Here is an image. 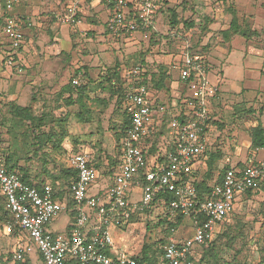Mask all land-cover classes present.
I'll return each instance as SVG.
<instances>
[{
	"label": "rangeland",
	"instance_id": "1",
	"mask_svg": "<svg viewBox=\"0 0 264 264\" xmlns=\"http://www.w3.org/2000/svg\"><path fill=\"white\" fill-rule=\"evenodd\" d=\"M4 1L0 0V3ZM67 2L20 0L12 13L26 15L25 11L30 9L38 17H47V21L44 20L38 26L37 33L45 40V45H50L53 42L52 36L58 32L55 28L56 14ZM169 9L176 13V27L171 25ZM231 9L236 12L242 26L250 28L248 31H254L246 41L241 40L233 48L229 47L232 41L227 42L220 32L229 23ZM82 20L84 22L83 17ZM153 31L137 38L134 45L121 49H116L118 41H108L107 35L106 41L103 38L104 44L110 43L116 48L109 45L106 52L110 53L111 60L107 63L103 61L101 65L99 63L98 69L105 67L112 71L117 67L115 64L121 62L123 68L127 69L144 62L142 68L149 75L161 64L164 67L174 63L173 58L187 45L195 53L204 55L207 58L209 77L217 88L211 105L214 125L206 131L211 144L206 152L207 157L201 160L203 171L197 177L201 178L204 171H211L214 181L221 169L241 163L248 155L249 149L243 144L250 142L251 129L257 123L264 128V0H166L157 14ZM70 34L73 36L76 33ZM84 36L88 38L92 34L86 31ZM45 45L43 52L49 57V70L40 68L37 74L31 76L22 67L21 73L12 72L10 80L9 67L0 66V159L4 160L6 155H11L17 168L23 167L29 171L31 180L53 181L54 176L60 175L61 170L67 166L68 155L79 151L88 152L91 160L100 168L99 178L95 185L89 187L88 194L104 192L112 180L118 157L114 133L122 128L128 103L117 98L103 77L96 75V72L91 73L90 67L84 64L86 61L82 59L88 53H95L91 45L78 43L77 50L57 55L54 53L55 48L45 49ZM250 45L253 56L262 62L245 68L243 66L254 59L248 53ZM102 47V43H98L96 48ZM120 51L127 53L123 61L116 58ZM74 62L79 67L85 66V75L76 73ZM73 80L78 83L74 84ZM177 80L178 70L173 69L170 82L172 89L154 91L151 87L153 98L168 105L176 101V92L182 88L176 84ZM10 81L20 87L19 98L23 97L26 101L27 96H30L28 105L32 113L42 110L44 119H34L30 123L23 119H9ZM66 85H70L71 92L65 88ZM190 92L185 89L183 95L188 96ZM69 94L70 103L67 102ZM87 107L91 109L86 110ZM75 110L82 113V116L78 115L79 112L76 116ZM85 111H88V119H85ZM156 119H160V116ZM165 124L164 121V126L158 125L155 128L154 151L164 147L165 141L161 135L165 132ZM167 137L171 138L169 135ZM210 153L215 155L213 160L209 157ZM210 161L211 166L208 163ZM140 198L139 190L129 191L130 202H137ZM69 208L66 207L49 223V230L65 231L71 220ZM165 214L164 208L156 205L150 212H132L127 220H112L109 231L114 248H109L108 254L112 257L138 255L145 245H150L148 254L159 258V252L153 251L154 247L170 235V219ZM4 223L3 211L0 210V264H13L10 261L12 238L3 233ZM218 229L220 232L212 243L194 247L190 257L192 264H263L264 192L257 190L237 199L236 208ZM193 234L192 222L184 218L171 236L190 237ZM21 264H43L35 246H29Z\"/></svg>",
	"mask_w": 264,
	"mask_h": 264
},
{
	"label": "built area",
	"instance_id": "2",
	"mask_svg": "<svg viewBox=\"0 0 264 264\" xmlns=\"http://www.w3.org/2000/svg\"><path fill=\"white\" fill-rule=\"evenodd\" d=\"M19 1H5L0 58L4 66L21 72L22 65L16 57L24 41L23 29L32 25V19L27 14L12 13ZM86 1L106 5V30L119 40L153 31L162 6V0H70L59 15L61 22L80 26L83 20L79 9ZM80 32L86 34L85 30ZM187 47L173 58V69L178 70L176 84L182 88L177 100L169 105L151 100L150 75L141 65L119 72L124 79L122 95L128 103L129 123L120 141L118 163L106 190L89 195V187L96 183L100 172L90 164L89 153L79 151L69 155L67 166L76 171L68 189L74 201V216L64 232L48 229L49 223L67 207L64 199L53 196L56 192L53 185L49 182L41 187L30 185L0 159V196L9 214L3 229L12 238L13 262L24 261L32 245L43 264H138L137 254L117 257L108 254L107 250L114 248L110 223L127 220L132 212L145 213L155 204L158 194L170 192L174 197L167 202L165 213L170 219L178 215L188 218L194 234L180 238L171 236L175 232L171 229L156 264H192L194 247L215 237L218 226L236 208L237 199L247 190L263 191L264 144L249 149L240 164L224 169L211 182L209 191L199 196L192 174L197 166L202 171L201 160L211 144L206 125L217 87L209 77L207 58ZM185 89L191 91L190 95H183ZM164 121L165 132L161 135L164 147L151 151L155 128ZM130 190L140 191L139 201L128 200Z\"/></svg>",
	"mask_w": 264,
	"mask_h": 264
},
{
	"label": "crops",
	"instance_id": "3",
	"mask_svg": "<svg viewBox=\"0 0 264 264\" xmlns=\"http://www.w3.org/2000/svg\"><path fill=\"white\" fill-rule=\"evenodd\" d=\"M69 1L70 0H68V2ZM17 6L18 5H15L14 7L16 8ZM63 9H64V7L56 14V21H57L56 25H57V27L55 26V28L58 29V32H55V34L52 36L53 42L50 45H45V40L40 37L39 33H37L39 31L38 26H40L41 22H43L44 20L47 21L48 18L44 17V16L38 17L37 13H35V11H32L30 9L25 11V13H27L28 15H29V13H31L33 15V17L31 18L32 19V25L28 26V27H24V29H23L24 41H23L21 49L19 50V54L17 55L16 58H17V61H19L21 63L22 67H24L23 71L29 73L31 76L34 74H37L39 72L40 68H44L47 70L51 69V66L49 63V61H50L49 57L43 52V46L44 45H45V49L55 48L54 53L57 55V54H60L62 52H71V51L73 52V51L77 50V44L79 43L81 45L85 44V46L91 45V47L94 48L93 52H95V53H93V54L88 53L87 55L85 54L86 56L82 60H84V62L86 61V63H84V64H87L90 67L91 73L96 72V75H98V76L100 75L101 77H103V74H107L108 70H107V68L105 69V67H103L102 70L98 69V67H99L98 64L100 63V65H101L103 63V61L107 63L111 60V55L109 52H106V50H108L110 48V46H112V44H110V43L104 44V39L106 41L107 38L109 37L108 41H111V39H113V41H115V40L118 41V45H119L118 48H116L115 46H112V48L113 49H115V48L121 49V48H127V47H130L131 45H134L137 42L135 40L140 37L139 34H136L135 37L130 38V39L119 40V39L112 38L106 30V20H107V16H108V9H107L106 5H104L103 3H98V2L91 3L88 1L81 3L79 11H80L81 17H83V19H84V22L78 27H69L65 23L61 22L59 15L63 11ZM3 11H4V9L2 8V4L0 3V26L2 25ZM98 22H101V23L97 25ZM227 27H228V25L226 26V28ZM223 29H225V27ZM81 30L91 32L92 37L86 38V36H84V34L79 33ZM71 32L76 33V34L71 36V34H70ZM107 35H109V36L107 37ZM1 40H3L2 37H1ZM241 40L246 41V39L235 35L230 40H228L227 42L232 41V45H230L229 47L233 48V46L235 47V46L239 45ZM98 43H102L103 47L101 49L96 48ZM112 43H115V42H112ZM247 49H249L248 53H250L254 59H251V61L246 63V65H244L243 67L248 68V66H250V64H255L256 62H257L256 63L257 65L261 64L262 61L261 60L259 61L257 57L255 58V56H253L252 46L251 45H250V47L248 46ZM126 54L127 53L120 51L119 55H117L118 57H116L117 60L123 61V59L127 58ZM256 59H257V61H256ZM48 63H49L50 68H48ZM75 64H76V62L73 63V65H75ZM121 64H122V62L120 64H115V66H117L116 69H118L119 72H121V69L123 68V65H121ZM0 66H4L3 62L1 61V58H0ZM74 68L76 69V73H80V74L86 73V71H84L85 66L79 67V66L75 65ZM99 70H100V72H99ZM12 72L21 73L22 71L18 72L13 67H9V79H10V75L12 74ZM19 88L20 87L17 85H14V83L12 81L9 82V100H10L9 101V119H18L17 117L14 116V113L11 110V108H12L11 104H17L20 106H29L28 104L30 103V96L29 95L27 96L26 101L23 97H21V98L18 97ZM170 88L172 89V85L170 86ZM154 91H157V90H154ZM151 93L154 95V92L152 90H151ZM176 93H178V92H176ZM171 94H173L172 90H171ZM68 96H70V94L67 95V97ZM151 100L154 101L156 99H154L152 97ZM214 100H215V98H214ZM34 101L35 100H32V103ZM77 101L78 100H76V102ZM213 103H214V101L212 102V105H213ZM76 104L78 105V102ZM35 106H36V104L34 105V107ZM88 109H91V108L87 107L86 110H88ZM41 112H42V110L41 111L39 110V111H36L32 114L35 115V117H39L40 119H44V115ZM77 112H79V111L75 110V112H74L76 116H77ZM89 114H90V111H89ZM78 115L82 116V113H80ZM39 118H36V119H39ZM76 119H79V118H76ZM85 119H88V111H85ZM249 145H250V142H248L247 144H243V146L246 147L247 149H249ZM153 150H155L154 145L152 146V151ZM117 163H118V157H117L116 165H117ZM97 169L100 170L99 167ZM114 171H115V168H114ZM70 222H71V220H70ZM68 224L66 225L65 230H67L69 228ZM218 232H220V230L217 228L216 233H218ZM3 233H4V231H3ZM180 238H182V237H180ZM12 249H13V245H12V248L10 251V261L14 264V262L11 259Z\"/></svg>",
	"mask_w": 264,
	"mask_h": 264
},
{
	"label": "trees",
	"instance_id": "4",
	"mask_svg": "<svg viewBox=\"0 0 264 264\" xmlns=\"http://www.w3.org/2000/svg\"><path fill=\"white\" fill-rule=\"evenodd\" d=\"M5 1L2 3L3 9L5 8ZM163 4H166V0H162V6H163ZM160 9H159V11H160ZM170 11H171V15H172L171 25L173 27H176L178 24L177 20H176V13L174 10L169 9V12ZM230 14H231V18H230V21L228 23V27L225 29H222L220 31L222 34V37L228 41L233 36L237 35V36H240V37L247 40L250 37L251 33H254V31H248V29H250V28L241 25V23L237 17V14L233 9L230 10ZM191 24L192 23H190V25ZM153 33H154V31H153ZM187 48L190 49V47H187ZM143 63H140V65L142 66ZM172 72H173V63H169L167 66L165 65L164 67H162V64L159 65L158 68L156 67L154 72L149 74L150 75L149 80L151 81V87H153L154 90H166V91H168L170 88V85H171L170 82L172 81ZM85 74L86 73H83V75H85ZM144 74L147 75L146 73H144ZM103 79L107 82V84L111 88L112 93L115 94L117 98L123 99L122 91H123L124 79L121 77L118 69L115 68L112 71L108 70L107 74L103 75ZM113 80H114V83L112 82ZM65 88L68 90V92H71V89H69L70 85H66ZM68 97L69 98L67 99V102L70 103V100H71L70 96H68ZM11 107H12L11 110L13 111L15 117H17L18 119H23V120L27 121L28 123L32 122L36 118H39V117H35V115L32 114L30 106H20L17 104H11ZM124 112H125L126 118L124 119V121L122 123V128L120 131L116 130L114 133L115 138L117 140L116 141L117 150H119L120 141H121L122 137L124 136L125 130H126L127 125L129 123V116L127 113V107H126ZM166 118H167V114L165 115V119ZM213 122L214 121L212 120V114H211L210 119L207 122L206 129L209 126H213L214 125ZM263 144H264V128L260 123H257L251 129V132H250L249 149H253L255 147H260ZM209 157L212 158V160H213L215 157L214 153H210ZM211 161L208 162L210 166H211ZM4 162L8 168L17 171L20 178L24 182H26L30 185H35L37 187H41L45 182L51 183L53 185V187L55 188V191H56V192H54L53 196L57 199H64V200L67 199V201H66L67 202V208L72 207V208H69V210L71 212L70 213L71 220L73 219L74 201H73L71 194L69 193L68 189H69L70 183L76 177V171L75 170L66 166L64 169L61 170L60 175L54 176L53 181H49V180L37 181V180H31V178L29 177V171H27L23 167L17 168L15 163L12 162V156L11 155H6ZM90 164L96 168L99 167V165L96 162H94L93 159L92 160L90 159ZM226 168H227V166L224 167L223 169H221L217 178H219L221 176L224 169H226ZM200 171H201L200 166H197V168H195V172H193L192 175L195 177V186L197 188L198 194L200 197H203L209 191L210 184L213 181V179H212L211 171H209L208 173H205L206 171L202 172L201 178H198L197 174ZM202 171H203V169H202ZM56 183H58V184H56ZM261 190L264 191V184L261 186ZM252 192H254V191L247 190L243 194V196L244 195L245 196L250 195ZM173 197H174L173 194L170 192L160 193V194H158L157 201L154 202L155 204L153 203L154 204L153 206H155L156 204L160 205L164 208V211H165L167 202L169 200H171ZM153 206L150 207L149 209H147L145 212L152 211L154 208ZM0 210L3 211L4 221H6L9 218V214H8L7 210L5 209V203H4L3 197H1V196H0ZM165 215H166V217H168L167 214H165ZM183 219H184V217L182 215H178L175 219H170V221L168 222L169 234L171 233V229H175L177 227V225H179L183 221ZM218 233H216V235ZM216 235H215V237H216ZM215 237L209 243L202 244V245H209L210 243H212L214 241ZM159 242H160L159 243L160 247L159 246H156V248L154 247L153 251L154 252L156 251V253L159 252V255H160L162 252V245L166 242V237L164 239H161ZM149 249H151V246L145 245L142 248L141 253H139L137 255V257H135L137 259L138 264H156L157 263L158 257L156 258L155 255L148 254ZM22 262H24V261H22ZM22 262H14V264H21ZM237 264H250V263L243 262V263H237ZM256 264H262V263L259 262Z\"/></svg>",
	"mask_w": 264,
	"mask_h": 264
}]
</instances>
